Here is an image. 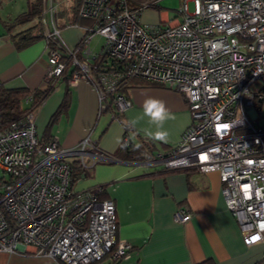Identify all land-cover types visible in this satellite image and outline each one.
Instances as JSON below:
<instances>
[{
  "label": "built area",
  "instance_id": "2783aa9c",
  "mask_svg": "<svg viewBox=\"0 0 264 264\" xmlns=\"http://www.w3.org/2000/svg\"><path fill=\"white\" fill-rule=\"evenodd\" d=\"M52 0H42L50 10ZM157 1V0H156ZM156 1L81 0L79 47L70 49L52 18L42 19L48 53L45 84L72 67L70 84H89L99 113L124 124L129 106L120 87L144 80L183 95L191 117L168 152L148 143L147 164L165 171L215 172L227 209L250 247L264 236V126H256L264 101V0H180L177 16L141 23ZM78 27V26H77ZM94 35L104 38L91 50ZM89 136L70 149L54 137L40 142L32 112L0 129V253L36 255L61 264H113L129 257L131 245L117 241L115 206L100 199L101 187L76 192L69 163L81 164ZM129 145L127 138L123 139ZM188 209L174 214L177 223Z\"/></svg>",
  "mask_w": 264,
  "mask_h": 264
},
{
  "label": "crops",
  "instance_id": "0c3cea01",
  "mask_svg": "<svg viewBox=\"0 0 264 264\" xmlns=\"http://www.w3.org/2000/svg\"><path fill=\"white\" fill-rule=\"evenodd\" d=\"M52 1L50 13L41 0L40 19L16 23V19L29 10L12 18L0 17L1 87L29 91L44 87L48 66L46 41L41 37L24 43L37 34L35 29H29L38 21L44 33L42 19L50 26L52 18L62 41L70 49L79 44L81 27L91 24V20L82 18L77 25L72 24L74 10L81 0H74L72 13L65 21L61 20L63 14L59 12L61 2L53 6ZM153 13H142L141 23L158 24L168 19ZM123 93L130 102L121 114L124 124L111 119L108 109L99 113L98 97L89 84L82 81L73 86L69 78L57 81L54 90L32 112L40 142L51 135L62 148L70 149L87 136L92 141L94 147L89 148L83 160L88 176L78 180L75 189L82 192L101 187L103 198H99L113 201L116 239L132 247L129 257L115 264H264V244L247 247L243 243L240 228L226 207L217 173L165 171L160 165L146 163L147 141L154 152L166 153L190 125L191 117L183 95L136 80H131ZM65 97L67 108L47 133V126ZM148 97L162 100L175 117L165 124L170 134L169 143L154 141L146 134L145 129L150 128L146 118L135 127L129 123L142 111L143 101ZM124 138L128 139L130 147L143 149L142 159L129 160L114 155L121 144L124 145ZM179 209L189 211L184 223L174 220ZM0 264L61 263L44 256L0 253ZM94 264L113 263L103 258Z\"/></svg>",
  "mask_w": 264,
  "mask_h": 264
},
{
  "label": "trees",
  "instance_id": "16d2710c",
  "mask_svg": "<svg viewBox=\"0 0 264 264\" xmlns=\"http://www.w3.org/2000/svg\"><path fill=\"white\" fill-rule=\"evenodd\" d=\"M41 8H42L41 0H36L35 4L29 11L21 14L16 19V23L22 24V23L30 22L34 19H40ZM79 19L81 18L77 16L76 9H75L74 10V22H72V24L77 25V22L79 21ZM33 29H35L37 34L33 38L26 39L24 42L25 44H27L29 41L30 42L36 41L37 39L44 37L43 29L39 21L37 25H33L29 30H33ZM77 47H79V44L77 45ZM72 70H73L72 67L67 66L64 69L59 80L64 79L67 81L68 78L70 79ZM57 81L54 82L53 84H45L43 88L39 90H34V91H29L23 88L5 89L0 86V129H2L4 126L8 125L9 123L13 121L23 118L26 114L33 112L37 107H39L42 104V102L47 98V96L54 90ZM141 81H143L145 84H148L150 86H157L156 84H152L144 80H141ZM129 82L130 81H127L125 84L121 85L120 89L122 92H124V90L128 88ZM67 103H68L67 97H65V99L62 101L61 105L55 112V114L52 116V119L47 126L48 127L47 133L50 129V126L54 123V121H56V119L59 117L62 111H64L67 108ZM107 109H108L107 111H110L111 113L114 112V108L112 107H108ZM115 116L122 119L121 114L116 113ZM141 150L140 149L136 150L135 148L130 147V143L128 146L121 144V147L116 151L114 155L122 156L123 159L138 160V159H142ZM69 165L71 168L70 186L71 188H73L76 185L78 180L83 179L88 176V170L85 167V165L81 164L79 160H73L69 163ZM191 170H194V169L184 170V171L188 172ZM102 193H103V189L101 190L99 194L100 198H103L101 196Z\"/></svg>",
  "mask_w": 264,
  "mask_h": 264
},
{
  "label": "rangeland",
  "instance_id": "374dc122",
  "mask_svg": "<svg viewBox=\"0 0 264 264\" xmlns=\"http://www.w3.org/2000/svg\"><path fill=\"white\" fill-rule=\"evenodd\" d=\"M149 2L156 1V0H147ZM36 0H0V17L5 18H12L16 16L17 14L30 10L33 5L35 4ZM57 2H61L59 6V12H61L63 15L61 17L62 21H65V19L69 16V14L72 13V6L74 4V0H53L52 5L54 6ZM155 8L154 9H148L147 12L150 11V13L156 12L157 17L162 18H168L172 19L177 16V10L180 6V0H157L154 2ZM145 11V12H146ZM144 12V13H145ZM155 14V13H153ZM141 19V18H140ZM142 20V19H141ZM104 43V38L99 35H94L91 38L90 41V47L91 50L94 52H99L100 47ZM138 82H142L141 80H136ZM261 118L256 122V126H264V101L261 104V111H260ZM2 172L0 171V177H2ZM78 186V183H76L74 187V191L81 192L75 189Z\"/></svg>",
  "mask_w": 264,
  "mask_h": 264
},
{
  "label": "clouds",
  "instance_id": "9594fccd",
  "mask_svg": "<svg viewBox=\"0 0 264 264\" xmlns=\"http://www.w3.org/2000/svg\"><path fill=\"white\" fill-rule=\"evenodd\" d=\"M147 119V124L150 128H146V134L154 141L169 143L170 134L165 129V124L174 119L173 113L167 108L165 103L157 98L148 97L143 101L142 111L132 117L129 121L132 127L138 125L141 121ZM155 128V131H152L151 128ZM261 240H264V236L260 234L252 237V243H260Z\"/></svg>",
  "mask_w": 264,
  "mask_h": 264
}]
</instances>
